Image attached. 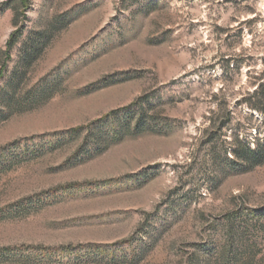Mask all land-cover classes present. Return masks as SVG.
I'll use <instances>...</instances> for the list:
<instances>
[{
    "label": "rangeland",
    "instance_id": "rangeland-1",
    "mask_svg": "<svg viewBox=\"0 0 264 264\" xmlns=\"http://www.w3.org/2000/svg\"><path fill=\"white\" fill-rule=\"evenodd\" d=\"M0 72V264H264V0H0Z\"/></svg>",
    "mask_w": 264,
    "mask_h": 264
},
{
    "label": "trees",
    "instance_id": "trees-1",
    "mask_svg": "<svg viewBox=\"0 0 264 264\" xmlns=\"http://www.w3.org/2000/svg\"><path fill=\"white\" fill-rule=\"evenodd\" d=\"M1 76V72H0ZM249 107L259 112L262 116L264 125V81L260 82L253 94L249 95ZM256 140L253 146L247 139L234 138L232 146L227 148L228 153L232 156L230 162H238L248 167L260 165L264 163V138L262 143Z\"/></svg>",
    "mask_w": 264,
    "mask_h": 264
}]
</instances>
